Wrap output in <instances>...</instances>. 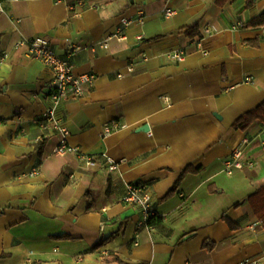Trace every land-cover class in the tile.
<instances>
[{"label":"crops","instance_id":"crops-1","mask_svg":"<svg viewBox=\"0 0 264 264\" xmlns=\"http://www.w3.org/2000/svg\"><path fill=\"white\" fill-rule=\"evenodd\" d=\"M245 4L0 0V264H119L109 254L128 264H264L248 201L264 184V123L232 127L264 101V25H246L264 0ZM139 11L142 23L122 24ZM113 34L122 38L103 46ZM37 36L61 57L78 46L75 72L96 74L84 95L50 102V68L18 45ZM177 49L179 61L169 57ZM50 107L67 143L101 163L54 153L61 133L38 123ZM237 147L253 166L226 174L222 160ZM104 155L119 162L114 172ZM188 166L197 171L181 177ZM131 182L147 185L163 214L156 224L123 201Z\"/></svg>","mask_w":264,"mask_h":264},{"label":"built area","instance_id":"built-area-1","mask_svg":"<svg viewBox=\"0 0 264 264\" xmlns=\"http://www.w3.org/2000/svg\"><path fill=\"white\" fill-rule=\"evenodd\" d=\"M173 10L168 9L166 14H172ZM144 21V13L139 11L137 17H124L122 18V24L128 26L133 21ZM241 24L237 22L233 25V28L239 27ZM112 37L122 38L117 34L108 36L103 46H106L107 41ZM18 45H24L27 48V54L31 58L41 61L44 65L50 68L52 72L51 90L48 98L51 103L56 104L62 100L69 98H78L84 95L87 89L93 84L96 79V74L92 71L77 73L74 70L71 58L78 49V46L71 45L67 50L66 56L61 57L54 51L51 42L48 38L43 36H37L29 39L20 40ZM185 55L183 49H177L169 53V57L174 60H182ZM40 126L49 125L52 128L58 130L61 133V138L58 145L53 149L56 154L75 153L78 160L87 168L93 167L98 163H101L96 155L87 154L82 152L79 148L71 146L67 143V136L69 131L66 127L62 126L59 119L55 116L52 107L48 108L38 121ZM115 127V124H105L103 126L101 135L104 137L110 134ZM246 143V140L245 142ZM105 169L108 172H114L119 164L118 161L113 158L104 155L103 162ZM222 171L226 174H232L235 170L243 169L245 166L252 167L253 162L243 157V148L237 147L232 150L222 160ZM38 172V167L32 168V173ZM123 201L127 204L139 207L144 219L149 220L151 217H162L163 214H159L153 206V198L148 187L144 183L131 182L126 186V190L123 196ZM254 223L252 226H255ZM243 264H258L257 260H250Z\"/></svg>","mask_w":264,"mask_h":264},{"label":"trees","instance_id":"trees-1","mask_svg":"<svg viewBox=\"0 0 264 264\" xmlns=\"http://www.w3.org/2000/svg\"><path fill=\"white\" fill-rule=\"evenodd\" d=\"M216 1L218 4L222 5L223 3H225L226 0H216ZM255 1L256 0H246L245 7L252 6L255 3ZM246 25L247 26H253V27L264 25V12L259 14L257 17H255L251 21H249ZM194 30H195L194 27L188 28L187 34L188 35L193 34ZM257 119L261 120L264 123V101L261 102L260 104H258L255 108L244 113L240 118L236 119L233 122L232 127L234 129L245 130L253 121H255ZM195 171H197V170L188 166L187 168H185L183 170L181 177L187 172H195ZM177 187H178V181L173 185L171 190L164 196V198L173 194L176 191ZM248 201H249L254 213L256 214V216L261 221L262 227L264 229V184L261 185L260 187H258L254 192L249 194ZM159 221H160V217H151V218H149L147 224L148 225H154ZM227 221H228V224L230 227H232V228L236 227L230 220L227 219ZM57 237H68V236L62 235V236H57ZM105 241L106 240H101L100 242L95 244L94 247H98L99 245H101ZM203 246L207 249H211L213 246V243L208 242V241H204ZM103 259L105 261H108V262H117L119 264H128V263L120 260L117 256L110 255V254L105 255L103 257ZM138 264H145V263H138Z\"/></svg>","mask_w":264,"mask_h":264},{"label":"water","instance_id":"water-1","mask_svg":"<svg viewBox=\"0 0 264 264\" xmlns=\"http://www.w3.org/2000/svg\"><path fill=\"white\" fill-rule=\"evenodd\" d=\"M141 129L142 130H147L148 129V126L147 125H143Z\"/></svg>","mask_w":264,"mask_h":264}]
</instances>
